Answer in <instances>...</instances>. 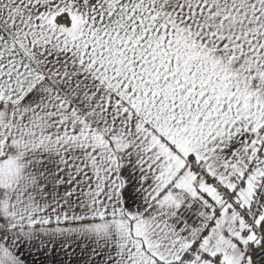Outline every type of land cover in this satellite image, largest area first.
<instances>
[{
    "label": "snow or ice",
    "instance_id": "obj_1",
    "mask_svg": "<svg viewBox=\"0 0 264 264\" xmlns=\"http://www.w3.org/2000/svg\"><path fill=\"white\" fill-rule=\"evenodd\" d=\"M0 264H264V0H0Z\"/></svg>",
    "mask_w": 264,
    "mask_h": 264
}]
</instances>
